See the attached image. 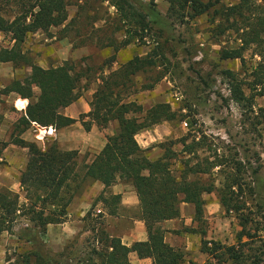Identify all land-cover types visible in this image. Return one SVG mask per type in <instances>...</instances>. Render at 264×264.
Returning a JSON list of instances; mask_svg holds the SVG:
<instances>
[{"label":"trees","instance_id":"trees-1","mask_svg":"<svg viewBox=\"0 0 264 264\" xmlns=\"http://www.w3.org/2000/svg\"><path fill=\"white\" fill-rule=\"evenodd\" d=\"M109 1L117 8L122 22L121 29L126 36L122 41L123 47L131 43H146V38L155 31V25L162 22L155 0ZM179 3L193 18L211 15V22L216 23V35L235 34L236 44L223 46L218 53L222 60L239 59L244 74L231 69H225L223 74L229 81L231 98L243 110L254 112L256 98L264 95V0H179ZM14 4L16 9L8 12L7 7ZM67 6L68 0H0V32L10 35L11 41H14L12 46H0V62L12 61L15 67L31 69L24 78L14 79L3 89L4 93L14 91L30 100L26 115H22L15 124L19 133L12 134L10 141L0 142V157L2 150L12 142L29 148L27 163L18 178L19 191L8 186L0 187V235L5 231L15 233L18 225H25L16 232L24 250L13 261L9 258L7 264H51L54 261L61 264L48 253H42L45 246L43 235L49 224L66 220L68 206L84 188L81 184L93 180L102 182L105 187L117 181L133 183L148 240L136 241L128 246L120 237L100 227L103 224L101 218L94 222L92 215L98 201L105 204L109 214L115 213L121 202L120 194L106 196L105 189L86 215L87 223L94 222L91 229L87 228L88 233H93V242L86 252L88 257L76 264H130L131 252H136L140 258H153L154 264H187L184 251L165 241L166 229L161 222L180 217L183 202L194 204V219L200 220L207 203L204 194L212 192H217L226 211H242L247 203L243 198L246 194L244 175L250 172L252 176L257 170H253L250 162L244 165L229 145L213 144L214 160L209 164L195 161L199 157L196 155L198 146H202L204 141L197 140L194 135L188 142L192 137L189 133L178 140L183 145L179 152L170 147L175 143L171 140L163 144L167 145L163 155L150 158L149 148L140 146L137 134L163 121L178 119L168 103L159 102L146 108L131 100V96L139 91L154 88L166 75L158 70L157 51L134 54L117 69L101 76L102 83L90 102L91 110L88 114H81L79 119L86 130H90L93 124L107 127L111 121H116L117 126L90 162L80 165L79 151L64 150L56 140L40 146L22 138L20 131L25 132L33 122L40 126H53L57 130L77 121L61 114L60 109L81 96L77 90L82 72L68 63L45 68L35 63L23 49L29 35L38 31L48 32L51 27L63 25L68 19ZM250 50L256 60L249 68L245 53ZM149 72H155V75L149 74L147 80L138 85L137 77ZM35 86L40 88L38 96L35 95ZM25 102L19 100L18 106L23 108ZM86 116L88 120H85ZM250 119L255 125L254 130H257V126L264 123V106H259ZM230 153L236 156L235 161L228 157ZM180 156L183 163L179 160L180 164L176 166L174 161ZM202 175L210 179L202 180ZM99 216L102 214L96 217ZM96 223H100L99 228H96ZM186 230L195 231L194 228ZM209 243H214V246L209 247ZM72 247L58 254L71 253ZM202 250L212 259L219 257V263L227 261L222 257L227 254L235 259V264L262 262L257 255L253 259L247 256L245 260L242 250L221 242L203 241ZM218 250L222 251L220 256H217ZM212 259L203 264H219Z\"/></svg>","mask_w":264,"mask_h":264},{"label":"rangeland","instance_id":"rangeland-1","mask_svg":"<svg viewBox=\"0 0 264 264\" xmlns=\"http://www.w3.org/2000/svg\"><path fill=\"white\" fill-rule=\"evenodd\" d=\"M157 9L161 13L162 22L155 25V31L147 37L146 43H136L126 46L122 45L121 34L122 22L116 11L111 13L108 9H103L101 0H68L69 11L75 12L73 21L69 27L60 32V39L45 38L42 35L28 37L24 47L37 62H41L45 67L58 66L65 62L75 67L78 72H82V83L77 92L82 95L86 87L93 82L94 77L99 73L102 66L110 65L117 58L128 57L134 54H147L157 51V60L160 64L158 70L166 75L152 89H143L131 96L143 104L146 108L152 105L165 102L170 104L177 113L178 119L174 122H167L166 131L163 138L158 139L150 152H154L157 157L163 155L164 143L173 140L170 147L179 152L183 145L178 142L184 135H194L197 140L204 141L202 146H198V159L204 164H209L214 160L213 144L228 146L232 148V153H237V158L243 160V164H252L253 170H257L252 176L250 172L244 175V189L246 194L243 198L247 200L246 207L239 212L226 211L223 207L211 212L205 207L203 217L195 220V231L201 236L203 241L221 242L227 246H235L237 250H242L245 254L243 258L247 260L254 258V255L261 258L264 264V123L257 126L249 117L254 116V112L259 105L264 106V96L256 98L253 111L243 110L231 98L229 81L223 74L225 69H231L244 74L242 64L237 60H222L219 57V50L223 46H234L235 34L216 35V23L211 22V15L193 18L188 15V10L183 8L179 0H155ZM207 1V0H204ZM8 12L16 9L15 4L10 5ZM117 10V8H116ZM106 21H103V20ZM145 39V40H146ZM122 40V41H121ZM69 42L72 47L68 46ZM6 44V43H5ZM2 46V44L0 45ZM36 48V50H35ZM34 52V53H33ZM247 66L250 68L256 60L252 58V51L246 53ZM131 56V57H132ZM113 66H116L114 64ZM19 76H26L28 68H18ZM154 76L155 72H149L137 77V81L145 82L146 77ZM87 77V79H86ZM84 89V90H83ZM38 92V89H36ZM249 93V91H248ZM8 100V101H7ZM12 98L4 94L0 88V118L5 113L12 115L13 125L7 133V139L11 140V135L19 133L15 129L16 123L21 117L20 114H13ZM258 103V104H257ZM187 122V125L184 124ZM117 125H109L105 130L115 131ZM156 126V125H155ZM153 126V127H155ZM44 126L31 125L20 136L27 141L36 142L44 146L47 142L56 140L64 150H71V145L77 147L79 151L78 162L80 165L92 160L94 155L92 140L103 137V128L86 130L81 121H77L60 129L53 134H45L41 137ZM21 129V127H19ZM105 128V127H104ZM171 130L170 134L166 132ZM162 134V131H158ZM167 134V135H166ZM205 136V137H203ZM61 139V141H59ZM1 141L0 142H5ZM96 148L97 145H94ZM1 147V145H0ZM156 153V154H155ZM231 153L228 156L235 161ZM29 157V148L15 143H9L3 150L0 157V187L8 186L14 191H19L17 179ZM156 158V157H155ZM182 156L174 161L179 166ZM208 158V159H206ZM205 159V160H204ZM180 160V161H179ZM183 162L181 161V164ZM202 180H209V176L202 175ZM219 180H217L218 182ZM91 182H83V189H87ZM82 189V190H83ZM79 196V195H76ZM205 197L210 203L219 200L217 192L206 194ZM241 199V197H240ZM219 202V201H218ZM92 215L97 222L100 217H96V211ZM244 221V223H242ZM94 222L87 223V228H92ZM245 226H244V225ZM25 225H18L15 233L7 231L0 235V264H7L9 258H16L24 250L18 248L16 232L18 228ZM100 223H96L99 228ZM103 229V226H100ZM187 228V227H186ZM184 227L179 230L186 229ZM249 234L251 237H249ZM93 233H87L71 241L74 247L71 253L58 254L54 252L47 243L42 248L43 254H47L61 264H76L79 260H85L86 254L91 246ZM213 247L214 243H209ZM218 250L217 256L221 255ZM224 252V250H223ZM239 252V251H238ZM242 253V252H241ZM227 261H220L221 264H235L231 255H222ZM212 259V258H210ZM219 263V257L212 259ZM207 261H210L207 259ZM206 262V261H205ZM201 262L199 264H202ZM219 263V264H220ZM51 264H58L55 261ZM60 264V263H59Z\"/></svg>","mask_w":264,"mask_h":264},{"label":"crops","instance_id":"crops-1","mask_svg":"<svg viewBox=\"0 0 264 264\" xmlns=\"http://www.w3.org/2000/svg\"><path fill=\"white\" fill-rule=\"evenodd\" d=\"M82 1L83 0H80V2ZM101 1L103 5L101 7L103 9H108L109 11H111L112 14H114L113 13L114 11L116 13L117 11L116 7L113 4H111L109 0H101ZM67 11H68V19L63 25H60L58 27H51L48 32H43V31L35 32L31 36L40 34L45 38V40H47V38L49 37L52 38V40L53 39L61 40V35H60L61 30L62 31L65 30L66 25H68L71 22V20L74 17L73 15H75L78 10H75V12H71L69 11V5H68ZM103 21L106 20L104 19ZM28 37H30V35ZM120 37L121 39H123L124 37L126 38L124 32L121 34ZM27 41L28 38L26 39L25 43ZM13 43L14 41H11L10 35H6L3 32H0V45L2 44V46H12ZM25 43L23 44V47ZM133 44L131 43L129 45H133ZM68 46L72 47V43L69 42ZM23 49L29 54V56H31L30 53L28 52V49H26L25 47ZM131 56L132 55L128 57H124L122 55L121 59L120 57L117 58L116 61L114 59L112 64L102 66L100 68L99 73H97L96 76L94 77L93 82L89 83L88 87H86L84 95L80 96L75 102L71 103L70 105L62 107L60 109V113L65 116L77 119V121H81L79 119L81 114H88L89 111L91 110L90 102L92 101L95 92L98 90L99 86L102 83L101 76L108 74L111 70L117 69L120 66V64L127 61ZM32 59L36 63L34 57H32ZM37 64L45 67L41 62H37ZM114 64H116V66H113ZM48 67H52V66H48ZM18 68L19 67H15L12 61L0 62V88L4 89L5 87L9 86L14 79L25 77V76L23 77L19 76ZM27 70H28L27 74H29L31 69L28 67ZM82 78L83 77L81 76L80 84L82 83ZM36 89H38V92H36ZM34 90H35V95L38 96L40 94L39 86H35ZM4 94H7L9 97L12 98L11 102L13 106V114L18 113L21 116L26 115V108L30 101L28 98H23L14 91ZM19 100L26 101L25 106L23 108L18 106ZM11 119L14 118L9 113H5L4 117L0 118L1 141H5V139H7V133L11 129V126L13 125ZM88 119L89 117L86 116L85 120ZM167 122L168 121H163L157 124L155 127H151L149 129L143 130L140 133H138L136 136L137 141L139 142L142 148L144 149L149 148L150 158L154 159L155 157L157 158L158 156L156 153H155L156 155H154V152H150V149L153 147V145L156 143L158 139L163 138V132H165L167 128ZM15 124L16 123H14V125ZM114 124L117 125L116 121H111L109 125H114ZM32 125H39V124L33 122ZM48 127L44 126L43 130H41L43 133L41 135H38V137L44 135L45 134L44 130L45 128ZM97 127L98 126L96 124H93L90 130H94ZM108 127L109 126L103 129L105 130ZM158 131H162V134H159ZM114 132L115 131L112 129L110 131L105 130V133L101 134L103 137H99L96 140H92L93 148L91 147L89 148V150L93 151L96 154L100 152L107 142V137L113 134ZM166 133L170 134L171 130L167 131ZM59 141H61V139ZM94 145H97L98 148H96ZM61 147H64L62 143H61ZM75 148L78 149L77 147L71 145L70 148L68 149H75ZM152 149L155 150V147H153ZM90 161L88 160V162ZM17 182L19 185L18 179ZM104 190H105L104 194L106 196L110 194H120L121 202L115 208L116 212L112 214H109L107 207L102 201H98L96 203L94 209L96 211L95 214L96 215L102 214V216L99 217L103 220V224H102L103 229L107 233L113 236L120 237L122 239V242L128 246H131L136 241L148 240V232L145 221L142 220L140 217L141 215L139 208V203H140L139 197L137 195L133 183L125 182V181H117L113 185L109 187H105V185L102 182L93 180L91 184H89V187L87 189L81 190L79 196H76L73 199V201L70 203V205L68 206V214L66 220L62 223H53L47 226V231L43 235V240L45 243H47V246H49L54 252L61 253L65 249L68 250L71 249L72 246L71 245L69 246V244L71 243L72 240L78 238L79 236H83L87 234L89 231L86 227L87 226L86 215L88 211L92 208L93 204L96 202V199L103 193ZM205 195L206 194H204V198L207 200ZM206 206L207 208H209L210 206V209L213 208L211 212H214L216 211V209H220L222 207L220 200L217 199L214 200V203H210L207 201L205 207ZM194 215H195L194 204L183 202L181 205L180 217L167 219L161 222L162 227L166 229L165 241L171 246L179 248L184 251L187 259V264H191L192 262L205 263L207 259L209 260L211 258V256L207 252L202 250L201 236L196 231H187L186 229L179 230L182 227L195 228L196 221L194 219ZM17 242H18V248L23 246L22 243L19 242L18 237H17ZM11 260L13 261L14 258H12ZM129 260H130V264H154L153 258L151 257L140 258L136 252H131L129 254ZM6 262L8 263L9 261Z\"/></svg>","mask_w":264,"mask_h":264},{"label":"built area","instance_id":"built-area-1","mask_svg":"<svg viewBox=\"0 0 264 264\" xmlns=\"http://www.w3.org/2000/svg\"><path fill=\"white\" fill-rule=\"evenodd\" d=\"M184 124L187 125V122H184ZM44 131H45V134H53L56 131V129L52 126H49L48 128H45Z\"/></svg>","mask_w":264,"mask_h":264}]
</instances>
